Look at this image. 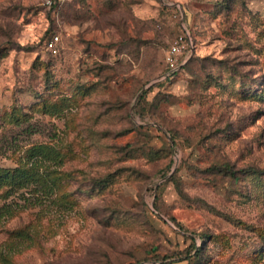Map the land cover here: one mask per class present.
I'll return each instance as SVG.
<instances>
[{
	"label": "rangeland",
	"instance_id": "1",
	"mask_svg": "<svg viewBox=\"0 0 264 264\" xmlns=\"http://www.w3.org/2000/svg\"><path fill=\"white\" fill-rule=\"evenodd\" d=\"M52 1L0 0V264H264V0Z\"/></svg>",
	"mask_w": 264,
	"mask_h": 264
},
{
	"label": "built area",
	"instance_id": "2",
	"mask_svg": "<svg viewBox=\"0 0 264 264\" xmlns=\"http://www.w3.org/2000/svg\"><path fill=\"white\" fill-rule=\"evenodd\" d=\"M62 0H59L61 2ZM49 6L54 5L52 0H48ZM59 41L58 37H54L48 42V48L56 52V45ZM194 51V43L188 32L176 37L166 53L165 61L169 72L163 76V79H168L172 74L180 71L181 67L191 58Z\"/></svg>",
	"mask_w": 264,
	"mask_h": 264
},
{
	"label": "trees",
	"instance_id": "3",
	"mask_svg": "<svg viewBox=\"0 0 264 264\" xmlns=\"http://www.w3.org/2000/svg\"><path fill=\"white\" fill-rule=\"evenodd\" d=\"M60 3L61 2H58V4H60ZM188 61L186 62V64L188 63ZM185 65L183 67H185ZM168 72H169V69H168L167 64L165 63V69H164L163 76L165 74H167ZM178 72L172 74L166 80H172V79H174L175 76L178 74ZM37 150H39L37 152L38 154H40V155H42L44 157L45 156L47 157V154H43L44 153V150H43L42 147L41 148H38ZM42 159H44V158L42 157ZM42 161L43 160H41V161L40 160H37L36 162H33V164L31 165V167L29 169H24V168H16L14 170L0 169V189L4 188L6 186L11 187V189L17 188V187H21L22 185H24L26 183H29V182H31L33 180L40 179L41 177L39 178V175H36L33 171L38 168V165L40 163H42ZM57 180H59V177H57V178L54 179V181H57ZM3 213L4 212H2V214ZM7 213H8V210H7ZM173 222H175V220H173ZM0 255L2 257V253L1 252H0Z\"/></svg>",
	"mask_w": 264,
	"mask_h": 264
}]
</instances>
